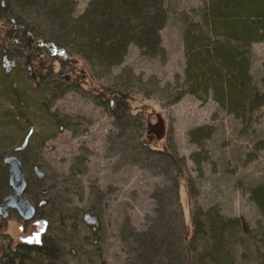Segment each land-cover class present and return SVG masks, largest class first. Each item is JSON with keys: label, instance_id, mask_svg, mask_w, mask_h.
I'll return each mask as SVG.
<instances>
[{"label": "rangeland", "instance_id": "rangeland-1", "mask_svg": "<svg viewBox=\"0 0 264 264\" xmlns=\"http://www.w3.org/2000/svg\"><path fill=\"white\" fill-rule=\"evenodd\" d=\"M206 1L165 0L167 22L161 31L164 58L142 56L130 45L123 63L112 70L113 76L130 69L148 91L155 89L153 79L159 88L175 84L176 76L182 80L184 31L192 23L200 25ZM87 2L76 0L75 15ZM251 51L253 83L264 92V44H252ZM104 82L93 79L90 86ZM137 87L132 82L130 91L136 92ZM94 94L89 84L79 82L61 96L47 97V110L60 121L56 136L49 135L48 126L33 110H28L18 125L0 122V155L14 154L12 149L21 146L19 139H25L30 146L21 155L26 181L41 180L33 173L37 165L45 174L37 190L46 193L54 187L51 194L58 197L63 215L76 222L79 218L76 235L70 233L67 238L76 243L64 246L57 260L49 264H127L122 235L145 230L150 219L157 216V209L163 208L173 217L181 210L191 230L192 208L205 212L209 207H217L224 217L240 219L242 232L237 231L239 240L229 248L230 264H264V214L249 198L251 188L264 186V106L247 113V120L242 122L211 99L201 102L185 94L168 106L156 94L136 95L134 113L142 121L136 133L152 150L164 149L183 159L178 177L177 168L166 162L160 166L156 155L147 159L126 150L123 140L117 138L119 129L114 126V118ZM9 109L10 103L0 93V119L5 112L10 113ZM198 127H211L212 133L209 138L202 134L193 142L188 133ZM175 178H179L178 199ZM51 194L43 200L49 201ZM88 210L98 215L99 226L94 233L92 226L81 219ZM44 230L42 220L35 217L24 222L11 211L6 219L0 218V254L7 250L8 243L13 247L21 241H38ZM201 241L197 235L192 243L198 253L204 249Z\"/></svg>", "mask_w": 264, "mask_h": 264}, {"label": "trees", "instance_id": "trees-1", "mask_svg": "<svg viewBox=\"0 0 264 264\" xmlns=\"http://www.w3.org/2000/svg\"><path fill=\"white\" fill-rule=\"evenodd\" d=\"M75 7L76 0H0V93L10 103V113L5 112L0 122L18 125L28 110H33L48 126L49 135L56 136L60 121L47 110V97L61 96L69 86L86 82L96 92L97 102L114 118L117 138L123 140L126 150L147 159L156 155L160 166L166 162L176 167L179 177L183 159L164 149L152 150L136 133L139 125L142 128L132 104L136 95L156 94L168 106L185 94L201 102L211 99L242 122L247 113L264 106V92L256 88L250 72L251 46L264 44V0H207L201 23L196 24L199 28L192 23L184 31L182 80L176 76L175 84L159 88L152 78V91L146 90L130 69L116 77L112 70L123 63L130 45L142 56L164 58L165 0H88L78 15ZM86 79H105L106 83L90 86ZM132 82L138 84L137 93L130 91ZM211 133V127H198L188 134L197 142L200 135L209 138ZM19 142L21 146L13 148L11 155L19 158L24 169L21 155L30 146L25 139ZM37 143L41 144L42 138L38 137ZM3 158L0 155V203L10 193ZM44 179L27 180L24 195L35 205V217L45 223V230L38 241L8 246L0 255V264H49L57 260L64 246L76 241L67 238L70 233L76 235L79 218L76 222L63 215L58 197L51 194L54 187L46 193L37 190ZM175 184L177 197L179 178ZM48 194L50 200H43ZM249 198L264 214V186L251 188ZM162 211H155L157 216L145 230L122 235L127 264H230L229 248L239 240L237 231L242 232L238 217H224L217 207L205 212L192 208V229L188 230L181 210L176 217ZM67 231L69 236L64 235ZM197 235L204 248L199 253L192 245Z\"/></svg>", "mask_w": 264, "mask_h": 264}, {"label": "water", "instance_id": "water-1", "mask_svg": "<svg viewBox=\"0 0 264 264\" xmlns=\"http://www.w3.org/2000/svg\"><path fill=\"white\" fill-rule=\"evenodd\" d=\"M28 73L32 76L31 67H28ZM3 164L8 171V185L10 193L4 197L0 203V218L6 219L10 210L17 212L18 216L25 222L35 217V205L24 197L27 181L21 161L15 155H7L3 158ZM33 173L38 179H43L45 174L37 165L33 166ZM82 221L92 226L95 231L99 226L98 215L91 213V210L84 212Z\"/></svg>", "mask_w": 264, "mask_h": 264}, {"label": "flooded vegetation", "instance_id": "flooded-vegetation-1", "mask_svg": "<svg viewBox=\"0 0 264 264\" xmlns=\"http://www.w3.org/2000/svg\"><path fill=\"white\" fill-rule=\"evenodd\" d=\"M11 211H13V210H10V211H9L8 216H9V214H10ZM8 216H7V217H8ZM34 218H35V217H34ZM34 218H33V219H34ZM2 220H4V219H2ZM22 221H23V220H22ZM24 222H25V221H24ZM15 244H16V243H15ZM8 246H11V245L8 243L7 247H8ZM4 252H5V251H4ZM4 252H2L0 255H2Z\"/></svg>", "mask_w": 264, "mask_h": 264}, {"label": "bare ground", "instance_id": "bare-ground-1", "mask_svg": "<svg viewBox=\"0 0 264 264\" xmlns=\"http://www.w3.org/2000/svg\"><path fill=\"white\" fill-rule=\"evenodd\" d=\"M36 208V207H35ZM35 211H36V209H35Z\"/></svg>", "mask_w": 264, "mask_h": 264}]
</instances>
